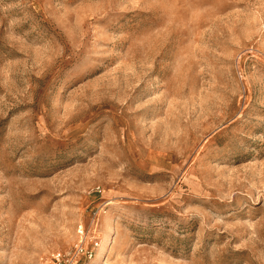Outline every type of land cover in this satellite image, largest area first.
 Returning <instances> with one entry per match:
<instances>
[{"label": "rangeland", "instance_id": "1", "mask_svg": "<svg viewBox=\"0 0 264 264\" xmlns=\"http://www.w3.org/2000/svg\"><path fill=\"white\" fill-rule=\"evenodd\" d=\"M81 228L85 264H264V0H0V264Z\"/></svg>", "mask_w": 264, "mask_h": 264}, {"label": "built area", "instance_id": "2", "mask_svg": "<svg viewBox=\"0 0 264 264\" xmlns=\"http://www.w3.org/2000/svg\"><path fill=\"white\" fill-rule=\"evenodd\" d=\"M93 221L91 223V226ZM90 226V227H91ZM81 237L70 249H57L47 253L43 260L46 264H85L94 256V249L87 243L88 233L81 228Z\"/></svg>", "mask_w": 264, "mask_h": 264}]
</instances>
